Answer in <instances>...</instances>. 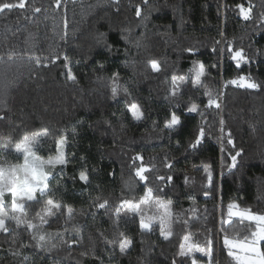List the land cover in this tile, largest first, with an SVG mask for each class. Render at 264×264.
<instances>
[{
  "label": "trees",
  "instance_id": "obj_1",
  "mask_svg": "<svg viewBox=\"0 0 264 264\" xmlns=\"http://www.w3.org/2000/svg\"><path fill=\"white\" fill-rule=\"evenodd\" d=\"M3 2L16 0H0ZM238 4L252 6L250 20H243ZM55 5L56 0H28L25 9L0 13V55L12 51L41 57L39 67L26 58L15 57L10 62L18 78L7 92L5 66L0 64V141H11L14 146L23 135L47 128L48 142L39 151L47 157L55 152L54 141L66 137L69 163L63 175L51 183L56 197L73 206L77 214L67 224L65 216L50 219L46 231L62 232L67 241L54 238L51 243L56 246L50 250L37 247L23 227L11 225L15 232L0 233V264H171L182 236L189 232L201 244L209 237L214 240L215 264H235L217 236L218 221L226 218L229 202L264 213V91L223 85L240 74L264 83V0H148L147 4L144 0H61L59 9ZM33 7L42 11L34 13ZM229 43L234 50L243 48L249 57L250 62L239 71L229 58ZM189 48L196 55L189 54ZM220 48L224 57L212 69L213 63L221 61ZM54 56L59 59L53 64ZM154 59L161 65L158 73L150 66ZM193 60L208 68L204 85L223 93L222 109L205 110L201 103L207 99L204 89H192L189 81L182 86V102L191 95L204 116L181 109L183 124L164 129L173 106L166 98L170 78L190 76ZM69 69L76 77L74 82L67 79ZM116 74L115 82L128 92L121 90L113 97ZM131 103L141 106L144 119L131 117L127 110ZM220 118L225 121L223 133ZM199 126L205 127L206 139L191 149ZM229 133L234 146L227 143ZM237 151L241 155L231 168L230 157ZM138 154L143 164L154 169L148 174V186L161 198L173 201L174 235L170 240L160 236L158 226L142 233L131 216L122 215L117 226L111 209L98 210L93 205L107 199L114 207L121 200L138 199L144 185L137 181L129 189L124 183L135 180V166L141 163L134 161ZM4 158L9 163L22 162L14 147ZM166 163L172 168L165 167ZM204 164L212 169L211 187ZM82 170L89 176L87 184L78 178ZM57 172L59 168L54 174ZM168 175L173 176L170 184L155 179ZM161 187L164 190L157 191ZM234 223L239 221L234 218ZM73 226L80 228L79 233L71 231ZM118 231L133 241L123 254L118 243H106L118 240ZM197 258L201 259L199 254Z\"/></svg>",
  "mask_w": 264,
  "mask_h": 264
},
{
  "label": "snow or ice",
  "instance_id": "obj_2",
  "mask_svg": "<svg viewBox=\"0 0 264 264\" xmlns=\"http://www.w3.org/2000/svg\"><path fill=\"white\" fill-rule=\"evenodd\" d=\"M148 0H144L147 4ZM28 0H16L15 3L3 2L0 3V13L6 10L25 9ZM56 8L61 7V0H56ZM239 9V14L243 20L248 21L252 18V6L245 7L243 4L236 6ZM34 13H40V7H33ZM136 16H141L139 7L136 9ZM264 21V15L261 16ZM67 19H64V28L67 29ZM29 33V37H31ZM67 35V32H64ZM63 38V37H62ZM221 41H217L220 44ZM191 55H196V50L193 48L186 49ZM213 54L217 53V49H212ZM227 52L230 54L229 58L234 62V67L239 71L242 65L248 64L249 57L246 55L243 48L234 50L231 43L227 46ZM221 61L213 63L210 67L216 69L220 66L224 57V49H219ZM27 59L29 63L35 61L39 67L41 65V57L34 54L16 53L9 51L6 55H0V64L5 66L6 84L5 92L11 88L18 78L15 72H12L10 62L15 58ZM47 59V57H45ZM59 56H54L51 63H56ZM68 59L67 55L64 57ZM47 67V64L43 65ZM151 69L154 72L161 71L160 62L157 60L150 61ZM190 76L185 75H172L171 76V91L166 97L173 102L172 109L168 112V116L163 125L164 129L174 130L183 124L182 112L183 109L188 114H199L204 116L200 103L189 95L187 102L183 101V85H187L190 81L191 88L194 90L204 89L203 96L206 97V103H203L205 110L215 109L219 112L222 109L221 96L223 93H214L208 89L204 83V78L209 75L208 68L202 61H192V68L189 70ZM12 73L9 77V73ZM118 74L113 79L111 92L113 97H116L122 90L127 93V88H122L115 82ZM67 79L75 81L76 77L71 69L67 72ZM228 85H233L237 88L247 90H254L256 92L264 91V83L257 82L250 75L240 74L235 78L226 81L223 85L227 88ZM128 112L131 117L136 121H141L145 118V113L138 103H131L128 106ZM3 119V117H0ZM220 132H224L225 121L223 118L219 120ZM74 131V130H73ZM50 131L43 128L40 131H34L31 134H25L22 138L12 145L11 141H0V233L8 234L10 231L15 232L11 225H15L16 229L23 227L30 235L31 239L35 241L36 246L50 250L55 247L51 241L59 237L61 243H66L62 232L51 233L46 231V226L50 224V219L58 215L65 216V224L72 221L77 214L73 206L63 203L58 199L55 194V189L51 183L56 179V176H62L64 168L68 165L69 161L66 156L65 146L67 138L61 136L54 141L55 152L53 155L44 157L39 154L40 148L48 142ZM206 139L205 127L199 126L196 133L194 142L190 143L191 149H196ZM223 141V136L219 138ZM229 145L234 146V141L229 138L227 140ZM10 147H14V152L22 157V162L9 163L4 158V153ZM241 155L239 151L231 155V164L229 167L235 168L237 165V158ZM134 161H141L139 166H135L134 176L135 180L130 178L125 181V186L131 189L134 187L135 182H140L144 185V191L139 195L138 199H125L121 200L119 204L114 207L110 205L107 199L102 203L93 202V205L98 209H111L112 214L115 216V223L118 226L121 216H131L138 221L139 229L142 233L152 232L157 226L159 234L164 240H170L173 235V201L171 199L161 198L156 194L153 187L148 186L150 183L149 173L154 169L143 164V157L137 155ZM168 169L172 168V164H165ZM59 168V172H53L54 169ZM203 172L206 174L209 187L212 185L213 173L209 165L202 166ZM79 180L87 184L89 183V176L86 171L79 172ZM157 181H165L170 184L173 181V176H156ZM164 189L161 187L157 191L162 192ZM208 196V192H205ZM195 202L194 197H189ZM38 207L34 213L32 210ZM151 210L152 214L149 215L148 211ZM192 214L195 215V209H192ZM82 214V213H80ZM234 218L239 221V224L234 223ZM244 222H248L245 224ZM220 227L217 231V236L222 240V247L226 250L227 256L231 258L235 264H264V213L253 212L248 208H241L236 202H229L227 204L226 218L221 217L218 221ZM187 224V221H185ZM227 225V227H225ZM68 231V229H65ZM72 232L79 233L80 228L73 226ZM205 231L211 234L210 229ZM223 233L222 237L220 234ZM118 240L106 241L112 243L114 246L118 243L120 253H126L131 247L133 241L124 232H117ZM15 240V237H14ZM24 245H22L23 247ZM19 255V252H14ZM197 254L201 259L197 258ZM202 258H207L206 260ZM25 260L28 257H24ZM186 260H190L191 264H215L214 259V240L207 238L204 244L194 239V234L189 232L182 236L178 245V251L171 261V264H185Z\"/></svg>",
  "mask_w": 264,
  "mask_h": 264
},
{
  "label": "rangeland",
  "instance_id": "obj_3",
  "mask_svg": "<svg viewBox=\"0 0 264 264\" xmlns=\"http://www.w3.org/2000/svg\"><path fill=\"white\" fill-rule=\"evenodd\" d=\"M56 169L53 170V172L55 171Z\"/></svg>",
  "mask_w": 264,
  "mask_h": 264
}]
</instances>
